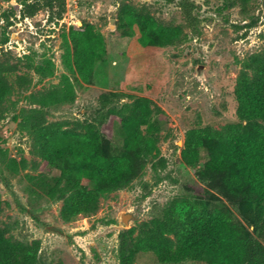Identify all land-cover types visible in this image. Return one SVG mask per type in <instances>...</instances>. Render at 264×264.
Returning <instances> with one entry per match:
<instances>
[{
    "label": "rangeland",
    "instance_id": "rangeland-1",
    "mask_svg": "<svg viewBox=\"0 0 264 264\" xmlns=\"http://www.w3.org/2000/svg\"><path fill=\"white\" fill-rule=\"evenodd\" d=\"M191 1L195 32L177 0H55L51 11L41 8L30 17L22 16L17 0H0V64L8 68L11 87L0 104V222L14 240L37 241L34 264H122L120 233L161 219L178 199L225 207L247 226L241 200L223 189L221 177L203 170L204 159L186 164L181 151L189 130L240 122L238 80L264 62V0ZM60 2L65 10L58 18ZM126 7L149 17L151 32L181 30V40L136 45L124 30L128 20H120ZM81 26L102 38L87 79L73 64L70 30ZM25 74L28 83L18 85ZM50 88L63 89L59 101L40 97ZM139 98L161 109L150 119L160 135L157 149L138 160L133 179L103 192L96 213L63 221L69 192L57 185L55 170L32 168L39 158L32 153L31 126L39 116L48 123L80 122L94 131L104 152L116 156L123 143L118 111ZM21 158L28 161L25 169L12 166ZM132 264L206 263H161L153 252L138 251Z\"/></svg>",
    "mask_w": 264,
    "mask_h": 264
},
{
    "label": "trees",
    "instance_id": "trees-1",
    "mask_svg": "<svg viewBox=\"0 0 264 264\" xmlns=\"http://www.w3.org/2000/svg\"><path fill=\"white\" fill-rule=\"evenodd\" d=\"M54 1L17 0L23 17L33 16L41 8L51 11ZM177 3L188 28L195 32V3L191 0H177ZM64 10L65 4L60 2L58 18ZM120 14L121 21L128 20L124 30L136 45L145 47L181 40V30L151 32V20L137 9L129 11L126 7ZM70 32L74 41V67L81 78L87 79L100 57L102 38L90 26L71 28ZM7 72L8 68L1 63L0 104L11 90ZM16 83L27 84V75L18 76ZM63 93V89L50 88L40 97L57 102ZM236 99L240 122L220 130H189L181 158L188 165L204 159L203 170L218 174L223 189L241 200L247 226L234 221L225 207L199 206L187 199H178L170 204L161 219L143 221L120 233L122 264H132L138 251L153 252L161 263L191 259L206 264H264V62H259L251 76L239 78ZM158 113L161 109L147 98L125 104L118 111L123 143L122 152L116 156L104 152L90 127L80 122L48 123L39 116V121L31 126L32 153L39 160H32L31 166L58 173L57 185L62 183V190L69 192L61 209L63 221L79 214L93 215L103 192L136 176L138 160L155 151L160 141L156 122L150 121ZM143 125H146L145 131L141 129ZM159 162L165 166L166 160L161 158ZM11 163L20 169L28 166L24 158L12 159ZM7 233L0 222V264H34L37 241L24 244Z\"/></svg>",
    "mask_w": 264,
    "mask_h": 264
}]
</instances>
